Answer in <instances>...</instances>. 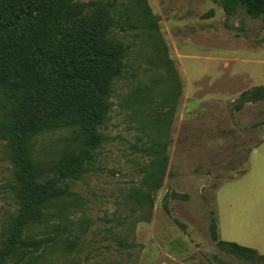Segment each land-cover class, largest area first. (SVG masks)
<instances>
[{
  "label": "rangeland",
  "instance_id": "rangeland-1",
  "mask_svg": "<svg viewBox=\"0 0 264 264\" xmlns=\"http://www.w3.org/2000/svg\"><path fill=\"white\" fill-rule=\"evenodd\" d=\"M98 2L115 5L112 34L128 46L104 99L98 159L68 188L52 184L79 151L85 114L65 117L37 138L32 158L44 189L33 196L15 180L0 138V264H264L227 254L212 233L221 203L226 216L246 213L234 229L264 236V99L239 100L264 85V15L229 14L213 0H146L157 25L151 37L134 0H72L69 10L91 19ZM157 148L167 172L148 184ZM25 204L34 209L13 238Z\"/></svg>",
  "mask_w": 264,
  "mask_h": 264
},
{
  "label": "trees",
  "instance_id": "trees-1",
  "mask_svg": "<svg viewBox=\"0 0 264 264\" xmlns=\"http://www.w3.org/2000/svg\"><path fill=\"white\" fill-rule=\"evenodd\" d=\"M229 14L243 9L250 17L264 15V0H213ZM72 0H0V138L5 141L15 180L26 190L43 191L36 180L33 151L38 136L59 129L63 119L84 112L80 124L79 151L64 160L52 184L74 182L94 168L104 139L107 105L113 96L114 82L122 76L128 55L127 44L112 34L119 26L112 2H98L91 19L77 18L69 10ZM139 20L151 37L157 29L156 18L146 0H134ZM134 14V12H132ZM138 14V13H137ZM137 27V24L130 23ZM115 31V30H114ZM108 34L115 38L108 41ZM160 56L166 58L161 38H152ZM172 70V66H170ZM138 98V96H137ZM264 99V85L243 91L241 102ZM154 172L144 181L162 179L168 156L162 148L154 150ZM41 195V194H40ZM25 204L15 218L13 238L20 234ZM213 225V238L227 254L242 260H264V254L234 241L223 240Z\"/></svg>",
  "mask_w": 264,
  "mask_h": 264
},
{
  "label": "crops",
  "instance_id": "crops-1",
  "mask_svg": "<svg viewBox=\"0 0 264 264\" xmlns=\"http://www.w3.org/2000/svg\"><path fill=\"white\" fill-rule=\"evenodd\" d=\"M253 61H255V60H253ZM263 141L264 140L262 139V141L259 143L258 150L260 149ZM257 151L255 153H257ZM259 156L264 160V156H262V155H259ZM218 191H219V189L217 190V192ZM217 192H216V194H217ZM215 198H216V196H215ZM220 206H221V203H220V205H217V211H216V205H215L217 232H218L219 237L221 238V236H223V240L234 241V242H237L241 245L254 248L259 253L260 252L264 253V236L262 234H260V232H259V234L261 235L262 239L258 238L255 235L251 236L249 234L248 230H247V232H243V231L238 230L237 228L234 229L231 225V223H234L238 220V217H240L246 213L242 214L239 212L231 211V213H232L231 217L229 215L226 216L223 213ZM222 229L224 230V234L221 232Z\"/></svg>",
  "mask_w": 264,
  "mask_h": 264
}]
</instances>
